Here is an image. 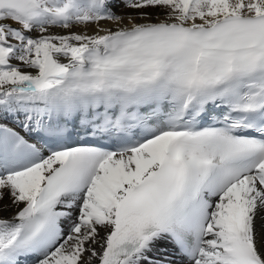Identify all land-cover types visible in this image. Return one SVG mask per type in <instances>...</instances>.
Listing matches in <instances>:
<instances>
[{
  "label": "snow or ice",
  "instance_id": "1",
  "mask_svg": "<svg viewBox=\"0 0 264 264\" xmlns=\"http://www.w3.org/2000/svg\"><path fill=\"white\" fill-rule=\"evenodd\" d=\"M0 264H264V0H0Z\"/></svg>",
  "mask_w": 264,
  "mask_h": 264
}]
</instances>
